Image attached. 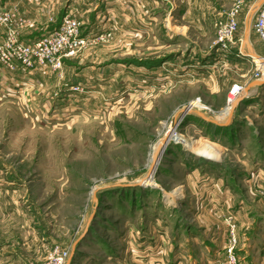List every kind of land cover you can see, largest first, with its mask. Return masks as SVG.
I'll return each instance as SVG.
<instances>
[{
	"label": "rangeland",
	"instance_id": "obj_1",
	"mask_svg": "<svg viewBox=\"0 0 264 264\" xmlns=\"http://www.w3.org/2000/svg\"><path fill=\"white\" fill-rule=\"evenodd\" d=\"M59 1L0 0V264L55 245L65 264H228L229 247L239 264V244L264 245V76L240 44L244 4L227 50L217 22L238 1L201 41L82 24L109 35L54 67L19 45L60 26Z\"/></svg>",
	"mask_w": 264,
	"mask_h": 264
},
{
	"label": "crops",
	"instance_id": "obj_2",
	"mask_svg": "<svg viewBox=\"0 0 264 264\" xmlns=\"http://www.w3.org/2000/svg\"><path fill=\"white\" fill-rule=\"evenodd\" d=\"M3 1L19 4V0ZM58 1L51 0V3ZM235 1L242 2L247 16H250V22L245 25L240 44L242 43L246 54L261 55L263 45L259 37L254 38L253 42L249 37L253 31L254 17L264 6V0H60L59 3H62L61 13L71 14L73 15L71 17L80 20L84 29L88 30L86 32H92L99 26L105 27L114 22L122 30L129 27L135 31L133 42L140 45L145 41L148 44L155 43V36H150L154 35L155 29L167 30V33L178 29L179 31H173L176 36L194 34L196 37L193 38H199L200 41L208 39L219 14L227 11ZM41 9L45 10L47 17L48 10L44 7ZM140 30H145V33ZM145 35L147 36L144 37ZM258 43L261 46L259 54L254 52V47ZM216 253L221 256L224 250L219 249ZM235 253L239 264H264V245L241 243L236 247Z\"/></svg>",
	"mask_w": 264,
	"mask_h": 264
},
{
	"label": "built area",
	"instance_id": "obj_3",
	"mask_svg": "<svg viewBox=\"0 0 264 264\" xmlns=\"http://www.w3.org/2000/svg\"><path fill=\"white\" fill-rule=\"evenodd\" d=\"M240 10V2H235L226 14L225 18L218 20L217 22V39L216 43L221 50H227L229 44L235 39V35L238 29V12ZM82 23L75 17L65 15L60 26L49 34L42 41H38L33 46L20 44L19 52L23 56L31 55L36 48L40 49L45 46L47 53L49 54V60L53 63L54 67L61 65V57L74 55L81 47L85 46L90 39L98 37L103 39L109 34H104V31H98L93 35L85 34L81 32ZM253 31L259 37L263 45V53L254 58L256 69L260 74L264 76V6H262L257 12L252 25ZM102 33V34H100ZM49 46V47H48ZM257 59V60H256ZM23 61H27L24 57ZM241 86L234 84L230 87L226 97L227 105H231L235 102L236 98L241 92ZM196 103V102H195ZM233 247L228 248V264H237V260L233 254ZM70 250L67 247L55 245L51 248L48 256L44 259L42 264H65L69 258Z\"/></svg>",
	"mask_w": 264,
	"mask_h": 264
},
{
	"label": "bare ground",
	"instance_id": "obj_4",
	"mask_svg": "<svg viewBox=\"0 0 264 264\" xmlns=\"http://www.w3.org/2000/svg\"><path fill=\"white\" fill-rule=\"evenodd\" d=\"M250 56H252V57H254V58H257L256 57V55H250ZM257 60V59H256ZM230 109V108H229ZM229 111V110H228ZM228 113V112H227ZM191 148H192V146L193 147H197V148H199V146L200 145H198L196 142H192L190 145H189ZM202 149V148H201ZM148 161H149V163H150V167H152L153 165H154V163H155V161H156V155H151L150 156V158L148 159Z\"/></svg>",
	"mask_w": 264,
	"mask_h": 264
}]
</instances>
